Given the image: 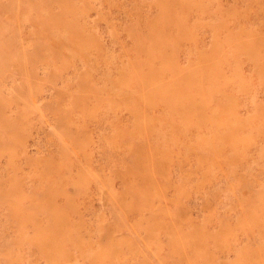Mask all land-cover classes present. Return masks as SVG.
Here are the masks:
<instances>
[{"label":"rangeland","instance_id":"1","mask_svg":"<svg viewBox=\"0 0 264 264\" xmlns=\"http://www.w3.org/2000/svg\"><path fill=\"white\" fill-rule=\"evenodd\" d=\"M0 264H264V0H0Z\"/></svg>","mask_w":264,"mask_h":264},{"label":"bare ground","instance_id":"2","mask_svg":"<svg viewBox=\"0 0 264 264\" xmlns=\"http://www.w3.org/2000/svg\"><path fill=\"white\" fill-rule=\"evenodd\" d=\"M39 10V9H38Z\"/></svg>","mask_w":264,"mask_h":264}]
</instances>
